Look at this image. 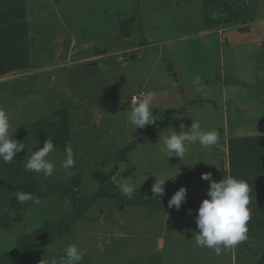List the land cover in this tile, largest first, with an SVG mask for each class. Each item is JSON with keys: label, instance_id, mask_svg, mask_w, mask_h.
Here are the masks:
<instances>
[{"label": "rangeland", "instance_id": "1", "mask_svg": "<svg viewBox=\"0 0 264 264\" xmlns=\"http://www.w3.org/2000/svg\"><path fill=\"white\" fill-rule=\"evenodd\" d=\"M0 264H264V0H0Z\"/></svg>", "mask_w": 264, "mask_h": 264}, {"label": "trees", "instance_id": "2", "mask_svg": "<svg viewBox=\"0 0 264 264\" xmlns=\"http://www.w3.org/2000/svg\"><path fill=\"white\" fill-rule=\"evenodd\" d=\"M213 25V24H212ZM211 25V26H212ZM207 27H211L209 24H207L206 25ZM232 148H233V143H232ZM232 161V160H231ZM178 180H180V178H175V179H173V180H171L170 182H172V183H177V181ZM101 195V190L100 189H97L96 191H94L93 193H92V196L91 197H89V198H86V199H80L79 200V206H81V208H82V210H84V208L86 207L85 206V204L86 203H89V202H93V201H95V200H97V198L99 197ZM139 200V199H138ZM142 200H140V202H141ZM78 209V208H77ZM81 210V209H80ZM81 210V211H82ZM236 215V214H235ZM76 214L75 213H71V212H68V213H66L65 215H64V218L65 219H67V220H71V217H73V218H76ZM71 224V223H70ZM69 224V225H70ZM50 228H54V226H49ZM6 259L7 258H10L9 257V255H7L6 257H5ZM13 259H12V262H19V261H21V260H23V256H19L18 254L17 255H15V256H13L12 257Z\"/></svg>", "mask_w": 264, "mask_h": 264}, {"label": "built area", "instance_id": "3", "mask_svg": "<svg viewBox=\"0 0 264 264\" xmlns=\"http://www.w3.org/2000/svg\"><path fill=\"white\" fill-rule=\"evenodd\" d=\"M138 100H139V96L137 95H133L132 96V104L135 105L136 103H138Z\"/></svg>", "mask_w": 264, "mask_h": 264}, {"label": "crops", "instance_id": "4", "mask_svg": "<svg viewBox=\"0 0 264 264\" xmlns=\"http://www.w3.org/2000/svg\"><path fill=\"white\" fill-rule=\"evenodd\" d=\"M225 92H226V90L223 93H225Z\"/></svg>", "mask_w": 264, "mask_h": 264}]
</instances>
